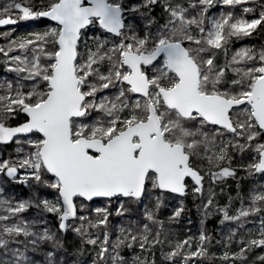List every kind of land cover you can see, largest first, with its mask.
I'll use <instances>...</instances> for the list:
<instances>
[{"label": "snow or ice", "instance_id": "snow-or-ice-1", "mask_svg": "<svg viewBox=\"0 0 264 264\" xmlns=\"http://www.w3.org/2000/svg\"><path fill=\"white\" fill-rule=\"evenodd\" d=\"M41 19L0 32V145H15L0 153V264H84L85 252L90 264H264V252L249 261L264 249V183L245 195L238 181L224 206L205 190L235 178V154L264 175V45L233 49L264 32V0H0V27ZM8 182L32 195L8 196ZM189 192L204 219L180 240L158 214L175 194L178 220ZM128 202L142 218L113 228ZM214 212L235 224L219 256L203 226Z\"/></svg>", "mask_w": 264, "mask_h": 264}, {"label": "trees", "instance_id": "trees-1", "mask_svg": "<svg viewBox=\"0 0 264 264\" xmlns=\"http://www.w3.org/2000/svg\"><path fill=\"white\" fill-rule=\"evenodd\" d=\"M215 11H216V15L219 14V12H217V9H214V12ZM258 11L259 9H257V12ZM48 23L49 22L46 19H41L38 21H32V20L20 21L16 25L0 27V32L14 29L16 35H21L27 33L29 30L39 29ZM258 35L259 33L255 34L250 38H245L244 40L235 43L233 45V49L240 48L242 46L260 47L264 45V38H260L258 37ZM0 43H2V41H0ZM4 75H5L4 69L2 66H0V77H3ZM14 148L15 145H5V146L0 145V153L3 154L4 158H6L10 153L12 155L15 154ZM245 160L247 161L250 160L249 154L246 153L243 155V157L240 154L234 155V159L232 161V167L236 169L235 178L232 177L225 178L223 181L215 185H211V181L206 179L205 181L206 192L209 186H211L213 190L216 192V201L220 206H224L225 204L228 203V197L230 195L233 197L236 196V193L238 191L236 183L238 181L240 185L239 190L245 195H247L249 189L253 187L255 184L264 183V175L258 174L256 176L249 177L247 173L242 169ZM240 164H242V166ZM3 186L5 187V191L8 196H15L17 199L19 198L27 199L29 198V196L32 195L31 190L25 187L24 185L8 182L5 183ZM38 193L39 195L48 194V193L54 194L51 189H46V188L38 189ZM181 199L182 198L179 197L178 195L166 194L164 200V206L160 209V212L158 214L159 218L165 221V228L171 231L172 236L174 238H179V239H182L186 236V230L188 228L189 230H194L199 227L201 228V220L204 219L202 215L203 210L198 207V205L201 202L199 200H193L189 192V195L183 198L185 211L183 212L182 216L175 222H169L168 217L171 216L175 208L179 206V202ZM100 203H102V201H97L93 205H99ZM151 203L152 202H150V198L148 197L144 198V204H149V206H151ZM144 204L137 205L135 202H128V207L130 208L131 211L129 215L124 216L125 222L128 221L129 219L142 218ZM239 207H240L239 201H235L232 207V212H234L235 209ZM37 214H38V210L30 209L25 215L28 218H33L37 216ZM221 215L222 214L218 212H214L213 215L209 216L207 219L204 220V225H203L207 229L208 234L213 238L210 251L211 253H215L216 256H218V251L220 250V247L222 245L217 243V241L222 240L221 238L222 235H220V231L218 228H220L222 225L224 226L228 225L226 222L221 223L222 220ZM119 218L120 217H117L116 220L119 221L118 220ZM47 220L50 222L49 226L55 229L57 220H55V218L54 221L49 219ZM65 240L69 252H72L75 248L79 246V240L71 232L65 234ZM233 248H238L235 243H233L231 246V249ZM235 251H238V249H236ZM260 252H264L263 249H257L254 253H252L249 257V261H251V259H253ZM124 254L129 258L130 253H128V251H125ZM82 259L84 261V264H90L92 257L91 255L88 254V252H85V255L82 257ZM205 264H213V262L205 261ZM214 264H221V262L219 260H215Z\"/></svg>", "mask_w": 264, "mask_h": 264}, {"label": "rangeland", "instance_id": "rangeland-1", "mask_svg": "<svg viewBox=\"0 0 264 264\" xmlns=\"http://www.w3.org/2000/svg\"><path fill=\"white\" fill-rule=\"evenodd\" d=\"M249 6H251V5H249ZM217 8V12H219L220 11V8H219V6H217V7H215V8H213L212 10H211V13L210 14H212V15H216V12H214V9H216ZM219 8V9H218ZM45 26V25H44ZM44 26H42V27H44ZM41 27V28H42ZM29 31H32V30H29ZM28 31V32H29ZM259 33V35H258V37H260V38H264V32H258ZM250 40V39H249ZM249 42H251V41H249ZM242 47H244V46H242ZM15 154H13V156H14ZM7 158V157H6ZM250 161V160H249ZM249 161H247V160H245V163L243 164V166L244 165H247L248 163H249ZM241 166H242V164H240ZM191 181L189 180V185H191ZM237 184V183H236ZM54 195L55 194H52V193H48V194H42V195H40L41 197H47V198H49V199H52V198H54ZM146 197H148V196H145V198ZM149 198V197H148ZM152 203H154V201H151ZM92 207H95V206H98V205H91ZM119 206V204H118V202H115L114 204H113V211H115V208L116 207H118ZM32 210H37V209H35V208H32ZM54 218H55V216L54 215H51V214H48L47 216H46V219H49V220H53L54 221ZM116 216H113V218H112V225H113V228H115V226H117V225H120V224H122V223H125V220H124V217H120L118 220L119 221H117L116 220ZM221 219H222V215H221ZM55 220H56V218H55ZM228 225H222L220 228H218L219 229V231H220V235H222V237L221 238H223V237H225V236H227V232H228V230H229V228H231V227H235V224L234 223H232V222H228V221H225ZM56 227H57V224H56ZM249 227H251V225H249ZM200 227L199 228H196V229H194V230H189V228L186 230V236L184 237V238H186L187 236H193V237H197L198 235H199V232H200ZM212 234V233H211ZM213 235V234H212ZM184 238H182V239H180V240H183ZM237 239H239V237H237ZM236 249H238V248H233V249H231V251H235ZM224 251V248H223V246L221 245V247H220V250L218 251V256L219 255H221L222 254V252ZM263 251H264V249H263ZM128 253H130V256H129V258H131V256H132V253L131 252H129L128 251Z\"/></svg>", "mask_w": 264, "mask_h": 264}, {"label": "bare ground", "instance_id": "bare-ground-1", "mask_svg": "<svg viewBox=\"0 0 264 264\" xmlns=\"http://www.w3.org/2000/svg\"><path fill=\"white\" fill-rule=\"evenodd\" d=\"M217 9V8H216ZM219 9V8H218ZM216 12V11H215Z\"/></svg>", "mask_w": 264, "mask_h": 264}, {"label": "water", "instance_id": "water-1", "mask_svg": "<svg viewBox=\"0 0 264 264\" xmlns=\"http://www.w3.org/2000/svg\"><path fill=\"white\" fill-rule=\"evenodd\" d=\"M2 146H5V145H2Z\"/></svg>", "mask_w": 264, "mask_h": 264}]
</instances>
